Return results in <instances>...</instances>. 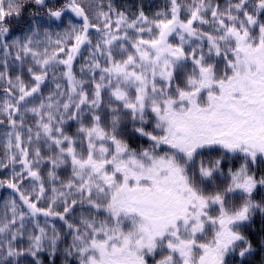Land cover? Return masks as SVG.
Returning <instances> with one entry per match:
<instances>
[{"label":"snow or ice","instance_id":"6c2138e0","mask_svg":"<svg viewBox=\"0 0 264 264\" xmlns=\"http://www.w3.org/2000/svg\"><path fill=\"white\" fill-rule=\"evenodd\" d=\"M0 87V264H252L264 0H0Z\"/></svg>","mask_w":264,"mask_h":264},{"label":"trees","instance_id":"16d2710c","mask_svg":"<svg viewBox=\"0 0 264 264\" xmlns=\"http://www.w3.org/2000/svg\"><path fill=\"white\" fill-rule=\"evenodd\" d=\"M64 0H57L58 4H62ZM86 2V0H85ZM109 0H103V3L107 5ZM111 2L119 8L120 10H125L129 12H134L138 8L143 7L145 13L149 16L153 15L155 12L162 10L165 8V5L167 3V0H111ZM31 10V7L29 8V11ZM28 12H25V17H27ZM69 18L75 19L71 16V14H67ZM55 25L52 27V31H62L63 28H54ZM13 30L17 33L20 31V27L13 23ZM0 96H3L2 87H0ZM2 127H0V134H2ZM140 143H143V141H133L132 146L137 147ZM3 153V144H2V135H0V155ZM3 174L0 173V176ZM11 195L10 192L7 190L0 189V211L3 210L4 207V201L9 198ZM261 196H264V190H262L259 194H257V199H260ZM255 222L252 225V228L246 233L249 235L250 239L254 241V245L257 247V252L254 254L252 258V264H264V249H260L259 242L261 240H264V231H261L262 228H264V219H262L259 215H257L255 218ZM45 264H47V261H45ZM57 264H61V262L58 260Z\"/></svg>","mask_w":264,"mask_h":264},{"label":"rangeland","instance_id":"374dc122","mask_svg":"<svg viewBox=\"0 0 264 264\" xmlns=\"http://www.w3.org/2000/svg\"><path fill=\"white\" fill-rule=\"evenodd\" d=\"M54 28H57L56 26Z\"/></svg>","mask_w":264,"mask_h":264}]
</instances>
